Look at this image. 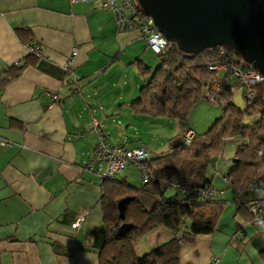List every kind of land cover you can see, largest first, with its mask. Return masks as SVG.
Returning <instances> with one entry per match:
<instances>
[{"label": "crops", "instance_id": "1", "mask_svg": "<svg viewBox=\"0 0 264 264\" xmlns=\"http://www.w3.org/2000/svg\"><path fill=\"white\" fill-rule=\"evenodd\" d=\"M26 45L37 46L42 56L27 54ZM72 50L71 74L64 66ZM136 61L151 69L157 64L138 30L117 31L112 12L95 3L0 0V264H97L102 190L81 169L97 142L92 121L108 124L103 134L111 145L143 146L114 130L122 119L133 120L127 105L147 78ZM205 119L187 120V127L201 133L211 124ZM235 142L228 140L224 149ZM137 172L127 165L114 181L138 188ZM225 174L213 178L215 188L224 189ZM224 191L220 199L230 200L233 192ZM230 204L229 218L220 216L212 233L180 240L176 264H209L212 258L217 264H264V232ZM173 237L159 228L142 243L149 251Z\"/></svg>", "mask_w": 264, "mask_h": 264}, {"label": "trees", "instance_id": "2", "mask_svg": "<svg viewBox=\"0 0 264 264\" xmlns=\"http://www.w3.org/2000/svg\"><path fill=\"white\" fill-rule=\"evenodd\" d=\"M139 15L143 17L142 13ZM221 48L225 47L184 53L167 43L163 51L153 54L157 61L154 68L136 61L139 74L147 78L136 98L127 105L130 111L134 115L173 120L179 129L191 130L193 138L185 145L179 135L172 137L166 151L153 155H149L144 145L136 147L147 154L141 164L147 180L138 188L123 180L101 183L99 203L103 220L97 264H176L180 240L212 233L227 202L233 204L239 217L257 229L249 206L264 201V94L260 93L259 85L250 87L253 98L244 101L242 107L232 101L233 89L241 86L234 79L229 83L230 75L208 70L209 65L218 63ZM19 71L20 68L8 71L10 75L4 80L10 81ZM214 78L221 80L215 93L211 91ZM244 91L242 88L240 96ZM200 100L217 106L220 116L204 132L195 133L187 127V117ZM252 116L257 118L251 123L243 122ZM230 139L236 140L237 145L233 148L232 165L223 179L224 189L231 190L233 196L224 201L220 199L224 189L212 185L214 157ZM168 184H175L182 191H175ZM167 189L172 191L171 195H165ZM205 189H212L213 194L203 197ZM123 200L120 213L118 204ZM159 228L175 237L141 256L136 255L133 242Z\"/></svg>", "mask_w": 264, "mask_h": 264}, {"label": "water", "instance_id": "3", "mask_svg": "<svg viewBox=\"0 0 264 264\" xmlns=\"http://www.w3.org/2000/svg\"><path fill=\"white\" fill-rule=\"evenodd\" d=\"M184 53L223 46L264 77V0H135ZM125 200L119 202V212ZM129 228V227H126Z\"/></svg>", "mask_w": 264, "mask_h": 264}, {"label": "built area", "instance_id": "4", "mask_svg": "<svg viewBox=\"0 0 264 264\" xmlns=\"http://www.w3.org/2000/svg\"><path fill=\"white\" fill-rule=\"evenodd\" d=\"M70 3H95L100 10H110L112 12L116 29L119 32L138 30L139 36L145 47L152 53L158 54L164 50L167 41L163 36L156 31L151 20L139 15L140 10L135 0H69ZM25 52L35 57H41L42 51L37 46H24ZM76 55V51L72 50L66 59L64 70L71 73L70 64ZM219 61L217 64L208 66V70L215 73H224L230 75L245 91L241 98L243 101H248L253 98L254 92L250 87H257L264 81V77L257 73L252 67L244 64L240 59L227 48H221L218 52ZM221 80L214 78L211 85L212 92H218ZM92 131L96 137V144L93 147L88 161L83 166L81 171L92 173L99 184V187L104 181H114L118 172L125 166L132 165L139 172L142 181L147 180L146 172L141 165L146 158V151L143 148L125 149L115 145H109L103 139L102 125L97 121H92ZM180 138L183 144L188 145L193 138V132L188 129H183L180 132ZM169 188L175 191H182L175 184H168ZM101 190V187L99 188ZM213 194L212 189H205L201 195L208 197ZM249 212L252 216L254 225L258 230L264 232V201L255 202L249 206ZM85 211L76 214L73 222L70 225L72 230L77 229L82 222ZM218 260L212 258L209 264H217Z\"/></svg>", "mask_w": 264, "mask_h": 264}, {"label": "rangeland", "instance_id": "5", "mask_svg": "<svg viewBox=\"0 0 264 264\" xmlns=\"http://www.w3.org/2000/svg\"><path fill=\"white\" fill-rule=\"evenodd\" d=\"M154 68V66H153ZM147 77V76H146ZM233 81V78H231ZM260 93L264 94V81L263 83L258 87ZM242 92V88H234L233 89V96L232 101L238 106H243V100L240 96V93ZM132 114V113H130ZM133 117V120L129 121L125 118L122 119L121 125H119L118 129L114 127L115 131H120L122 133H125V135L129 138L128 141H132L134 143H141V145H144L146 149L149 151V155H153L155 153H159L162 151H166L170 145L169 140L174 137L176 132L179 130L177 124L170 119L167 118H152L146 115H131ZM220 116V111L213 103L207 102L205 100L198 101L190 110L187 120L194 121V123H200L202 119L206 118V121H210L211 123L217 119ZM257 118V116H252L245 118L243 120L244 123H251ZM206 121L204 123H206ZM104 127H109L108 124L104 121L102 122ZM127 125V126H126ZM211 124L208 125V127ZM206 127L205 130L208 128ZM183 129H180V131ZM204 130V131H205ZM203 131V132H204ZM202 133V132H201ZM117 134L114 132L111 134V136H116ZM180 136V132H179ZM239 141V139H237ZM132 143V144H134ZM237 145V142L233 143L232 149L226 151L225 145L222 146L221 150L219 151L217 157L218 161L215 162L218 163L216 166V169H213L214 175L213 178L215 179L218 177L220 179L221 175L226 173L229 168L232 165V153L233 148ZM222 162H220V160ZM224 165V166H223ZM217 173H216V172ZM137 174H139L140 184L143 183L142 179L140 178V172L138 171ZM229 189H226L224 191L227 192ZM172 191L167 189L165 192V195H171ZM223 197H227V195H223ZM232 205L230 202H227L224 206V210L221 215V219L223 218L224 221L227 220L230 216V212L232 210ZM133 248L135 250V254L138 256H141L148 252L146 250L145 245L142 243V240H136L133 242Z\"/></svg>", "mask_w": 264, "mask_h": 264}]
</instances>
